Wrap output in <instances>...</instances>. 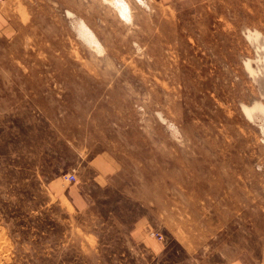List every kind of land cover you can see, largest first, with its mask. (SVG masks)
I'll list each match as a JSON object with an SVG mask.
<instances>
[{
	"label": "rangeland",
	"instance_id": "1",
	"mask_svg": "<svg viewBox=\"0 0 264 264\" xmlns=\"http://www.w3.org/2000/svg\"><path fill=\"white\" fill-rule=\"evenodd\" d=\"M116 1L0 0V264H264V0Z\"/></svg>",
	"mask_w": 264,
	"mask_h": 264
},
{
	"label": "bare ground",
	"instance_id": "2",
	"mask_svg": "<svg viewBox=\"0 0 264 264\" xmlns=\"http://www.w3.org/2000/svg\"><path fill=\"white\" fill-rule=\"evenodd\" d=\"M115 2V1H114ZM116 5V8L118 9V11H120L122 14H123V16L125 17V19H126V17H128L129 15H128V13H127V7H128V4L125 2V0H117L116 1V3H115ZM130 8V7H129ZM129 11V10H128ZM123 18V17H122ZM129 18V17H128ZM77 24V23H76ZM80 24H81V22H80ZM82 25V24H81ZM80 25V28L85 32V31H87V28L85 29V27H84V25H82L81 26ZM79 27V26H78ZM81 30V31H82ZM80 31V32H81ZM88 36H89V34H88ZM85 38V37H84ZM93 38V37H92ZM94 40H95V38H93ZM88 41V40H87ZM95 41H97V40H95ZM91 42H92V40H91ZM94 44V43H93ZM96 44V43H95ZM260 44V43H259ZM98 46V45H97ZM100 46V45H99ZM97 48V47H96ZM259 48V47H258ZM264 53V52H263ZM257 55V54H256ZM262 61V60H261ZM258 65H259V68L258 69H260L262 72H263V74H264V60L260 63H258ZM262 81V83H264V78L261 80ZM263 86H264V84H263ZM262 129L264 130V121L262 122ZM1 239V238H0Z\"/></svg>",
	"mask_w": 264,
	"mask_h": 264
},
{
	"label": "built area",
	"instance_id": "3",
	"mask_svg": "<svg viewBox=\"0 0 264 264\" xmlns=\"http://www.w3.org/2000/svg\"><path fill=\"white\" fill-rule=\"evenodd\" d=\"M65 178L68 179V180H74L75 179V174L74 173H67Z\"/></svg>",
	"mask_w": 264,
	"mask_h": 264
}]
</instances>
